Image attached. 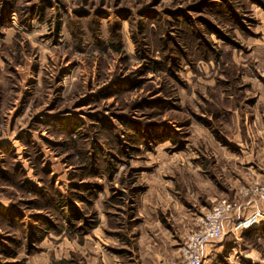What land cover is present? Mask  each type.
I'll return each instance as SVG.
<instances>
[{
    "label": "rangeland",
    "instance_id": "1",
    "mask_svg": "<svg viewBox=\"0 0 264 264\" xmlns=\"http://www.w3.org/2000/svg\"><path fill=\"white\" fill-rule=\"evenodd\" d=\"M263 175L264 0H0V264L179 260Z\"/></svg>",
    "mask_w": 264,
    "mask_h": 264
},
{
    "label": "built area",
    "instance_id": "2",
    "mask_svg": "<svg viewBox=\"0 0 264 264\" xmlns=\"http://www.w3.org/2000/svg\"><path fill=\"white\" fill-rule=\"evenodd\" d=\"M247 202L264 201V175L247 188L239 191L238 198L234 200L222 199L203 219L197 232L192 233L181 248L179 260L169 261L165 264H203L204 252L208 245L220 242L224 237L225 220L240 212L243 200ZM263 216L258 209L251 214L239 217L233 223V231H242L253 227Z\"/></svg>",
    "mask_w": 264,
    "mask_h": 264
},
{
    "label": "crops",
    "instance_id": "3",
    "mask_svg": "<svg viewBox=\"0 0 264 264\" xmlns=\"http://www.w3.org/2000/svg\"><path fill=\"white\" fill-rule=\"evenodd\" d=\"M244 208L242 209L243 211H240V212H237L236 214H234L233 215V218H235V219H237L238 217H240V216H242L243 214H242V212H244V211H247V210H249V211H254L255 209H258V207H257V202L256 203H254V202H251V201H249V202H246V204L243 206ZM237 215V217H234V216H236ZM232 217V216H231ZM230 217V218H231ZM204 254H205V252H204ZM204 256H206V254L204 255Z\"/></svg>",
    "mask_w": 264,
    "mask_h": 264
},
{
    "label": "trees",
    "instance_id": "4",
    "mask_svg": "<svg viewBox=\"0 0 264 264\" xmlns=\"http://www.w3.org/2000/svg\"><path fill=\"white\" fill-rule=\"evenodd\" d=\"M253 229H251V231H252Z\"/></svg>",
    "mask_w": 264,
    "mask_h": 264
}]
</instances>
